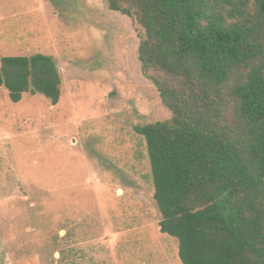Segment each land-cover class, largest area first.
I'll return each mask as SVG.
<instances>
[{"label":"rangeland","instance_id":"374dc122","mask_svg":"<svg viewBox=\"0 0 264 264\" xmlns=\"http://www.w3.org/2000/svg\"><path fill=\"white\" fill-rule=\"evenodd\" d=\"M141 35L106 0H0V57L51 55L62 79L56 104L0 87V264H182L134 129L171 117Z\"/></svg>","mask_w":264,"mask_h":264},{"label":"trees","instance_id":"16d2710c","mask_svg":"<svg viewBox=\"0 0 264 264\" xmlns=\"http://www.w3.org/2000/svg\"><path fill=\"white\" fill-rule=\"evenodd\" d=\"M142 29L140 69L171 117L136 125L160 232L182 264H264V0H106ZM51 55L0 57V87L56 104Z\"/></svg>","mask_w":264,"mask_h":264}]
</instances>
